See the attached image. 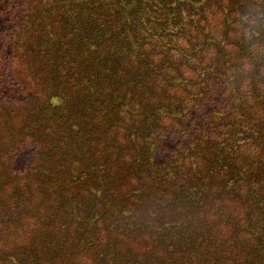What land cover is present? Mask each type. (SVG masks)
<instances>
[{"label": "trees", "instance_id": "trees-1", "mask_svg": "<svg viewBox=\"0 0 264 264\" xmlns=\"http://www.w3.org/2000/svg\"><path fill=\"white\" fill-rule=\"evenodd\" d=\"M1 65L0 264H264V0H0Z\"/></svg>", "mask_w": 264, "mask_h": 264}, {"label": "rangeland", "instance_id": "rangeland-1", "mask_svg": "<svg viewBox=\"0 0 264 264\" xmlns=\"http://www.w3.org/2000/svg\"><path fill=\"white\" fill-rule=\"evenodd\" d=\"M217 23H219V21H217ZM219 34V33H218ZM228 47L227 48H229V49H234L233 47H231L230 45H227ZM4 68V65H1L0 66V73H1V71H2V69ZM23 239V238H22Z\"/></svg>", "mask_w": 264, "mask_h": 264}]
</instances>
